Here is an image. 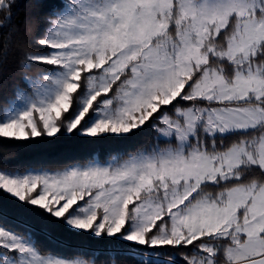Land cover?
I'll return each mask as SVG.
<instances>
[{
  "label": "snow or ice",
  "instance_id": "1",
  "mask_svg": "<svg viewBox=\"0 0 264 264\" xmlns=\"http://www.w3.org/2000/svg\"><path fill=\"white\" fill-rule=\"evenodd\" d=\"M17 7L0 140L99 147L0 164V264H264V0H37L35 27Z\"/></svg>",
  "mask_w": 264,
  "mask_h": 264
},
{
  "label": "trees",
  "instance_id": "2",
  "mask_svg": "<svg viewBox=\"0 0 264 264\" xmlns=\"http://www.w3.org/2000/svg\"><path fill=\"white\" fill-rule=\"evenodd\" d=\"M37 0H18V7L15 10L13 25L21 24L26 17L31 16L35 22L42 20V11L36 7ZM6 29L0 32V43H9L10 52L6 62L0 65V72L4 74V83L0 86V95H9L11 85L19 83V70L14 54L18 46L24 42L26 37L22 33H14L8 37ZM150 139L147 134L137 138V142H144ZM133 146V145H130ZM97 145L85 144L76 138H61L52 144L31 145L12 140H0V164L6 163L10 168H60L65 164L72 163L76 159H82ZM5 207H11L6 198L0 197ZM78 243V241H72Z\"/></svg>",
  "mask_w": 264,
  "mask_h": 264
}]
</instances>
